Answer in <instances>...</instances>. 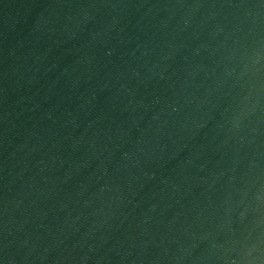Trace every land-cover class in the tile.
I'll use <instances>...</instances> for the list:
<instances>
[{"label":"water","instance_id":"1","mask_svg":"<svg viewBox=\"0 0 264 264\" xmlns=\"http://www.w3.org/2000/svg\"><path fill=\"white\" fill-rule=\"evenodd\" d=\"M0 264H264V0H0Z\"/></svg>","mask_w":264,"mask_h":264}]
</instances>
